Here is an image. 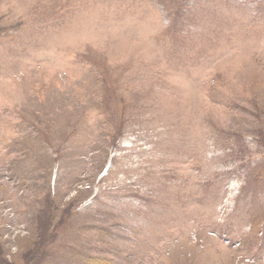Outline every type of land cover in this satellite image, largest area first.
<instances>
[{"label": "rangeland", "instance_id": "374dc122", "mask_svg": "<svg viewBox=\"0 0 264 264\" xmlns=\"http://www.w3.org/2000/svg\"><path fill=\"white\" fill-rule=\"evenodd\" d=\"M0 264H264V0H0Z\"/></svg>", "mask_w": 264, "mask_h": 264}]
</instances>
